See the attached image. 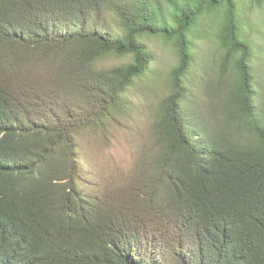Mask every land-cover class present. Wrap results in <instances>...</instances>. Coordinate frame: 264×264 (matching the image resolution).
I'll return each instance as SVG.
<instances>
[{"label": "trees", "instance_id": "trees-1", "mask_svg": "<svg viewBox=\"0 0 264 264\" xmlns=\"http://www.w3.org/2000/svg\"><path fill=\"white\" fill-rule=\"evenodd\" d=\"M204 16L238 141L182 104ZM240 23L238 0H0V264H264V108ZM144 37L177 56L157 147L126 178L97 176L77 138L152 74Z\"/></svg>", "mask_w": 264, "mask_h": 264}, {"label": "rangeland", "instance_id": "rangeland-1", "mask_svg": "<svg viewBox=\"0 0 264 264\" xmlns=\"http://www.w3.org/2000/svg\"><path fill=\"white\" fill-rule=\"evenodd\" d=\"M241 33L252 46L256 101L264 108V0H238ZM109 18L112 19L110 14ZM111 21V20H110ZM218 18L204 16L192 38L194 61L185 80L188 99L182 104L204 116L217 132L230 134L238 141L232 125H226L223 110L225 93L232 77L231 66L222 65L223 51L217 38ZM199 30L201 34L198 35ZM142 41L152 52V74L136 79L124 97L126 110L103 131L84 132L77 138L84 158L97 176L126 178L136 166L139 157L156 149L154 128L162 98L169 92V71L177 62L175 48L161 37H144ZM130 61V57L109 56L102 66L110 67ZM103 132V133H101ZM235 133V134H234ZM234 135V136H233Z\"/></svg>", "mask_w": 264, "mask_h": 264}]
</instances>
